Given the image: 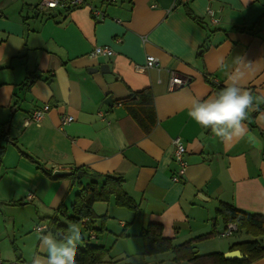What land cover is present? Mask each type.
Instances as JSON below:
<instances>
[{
  "label": "crops",
  "instance_id": "0c3cea01",
  "mask_svg": "<svg viewBox=\"0 0 264 264\" xmlns=\"http://www.w3.org/2000/svg\"><path fill=\"white\" fill-rule=\"evenodd\" d=\"M85 2L42 9L37 0H0V212L7 215L6 206L54 213L61 202L72 205L80 184L54 172L79 169L86 182L92 172L122 176L139 206H119L114 196L95 202L94 211L105 216L89 219L105 231L95 243L111 249L120 241V252L99 264H189L176 262L172 251L145 252L140 233L152 222L175 245L214 230L195 240L198 254H226L255 239L239 229L224 233L216 210L223 201L264 214V0ZM97 45L114 54L91 56ZM148 55L159 65L141 67ZM173 71L186 83L171 88ZM231 80L260 103L248 110L249 134L222 142L188 112L194 99L215 96ZM145 89L155 107L151 131L122 102ZM44 104L49 109L33 121L32 111ZM64 115L74 120L63 124ZM175 137L188 162L179 181ZM250 264H264V256Z\"/></svg>",
  "mask_w": 264,
  "mask_h": 264
},
{
  "label": "trees",
  "instance_id": "16d2710c",
  "mask_svg": "<svg viewBox=\"0 0 264 264\" xmlns=\"http://www.w3.org/2000/svg\"><path fill=\"white\" fill-rule=\"evenodd\" d=\"M135 94L137 95L136 99L130 96L123 99L122 102L130 114L148 131H151L155 116L152 92L149 89H145ZM148 120L151 121L149 122ZM77 171L79 169L70 175L74 181H78L80 184L75 201L70 208L71 215L68 214L69 210L66 204L61 202L51 216L53 219L52 224H50L51 231L59 233L61 229L65 230L64 224L59 222L61 216H66L71 221H83L86 228L90 229L89 238L96 239L97 235L92 230L96 227L90 226L88 223L89 219L100 218L103 222L105 216L98 215L94 211L95 202L108 201L111 196H114L119 206H126L134 210L139 208L135 199L125 190L122 176L92 172L91 179L86 182L84 180L85 176H77ZM45 172L52 177L54 176L51 169H45ZM216 213L222 216L227 226L229 223H234L237 229L256 237L253 240L241 241L232 245L233 249H240L247 256L245 259L228 258L224 252L220 251L198 254L194 246L195 240L215 234L214 230L193 240L175 245L171 238L164 236L163 226L153 222L143 228L140 233L145 240V252L156 254L172 251L176 262L187 261L189 264H250L264 256V240L258 239V237L264 236V214L249 213L223 201L219 203ZM62 234L65 233L62 232ZM107 253L108 249L104 245L96 244L89 240L85 241L83 245L76 246V264H99ZM19 258L21 257L19 256Z\"/></svg>",
  "mask_w": 264,
  "mask_h": 264
},
{
  "label": "clouds",
  "instance_id": "9594fccd",
  "mask_svg": "<svg viewBox=\"0 0 264 264\" xmlns=\"http://www.w3.org/2000/svg\"><path fill=\"white\" fill-rule=\"evenodd\" d=\"M253 100V95L238 85L237 80H231L215 96L194 99L188 115L204 128H210L222 142L233 137H236L238 142L249 134L245 124L248 110L255 111L259 103L264 102V98L256 104ZM249 139L256 138L249 135ZM80 239L81 234L77 225L68 227L62 242L51 235L38 237L45 246L42 252L46 255V264H76V246Z\"/></svg>",
  "mask_w": 264,
  "mask_h": 264
},
{
  "label": "rangeland",
  "instance_id": "374dc122",
  "mask_svg": "<svg viewBox=\"0 0 264 264\" xmlns=\"http://www.w3.org/2000/svg\"><path fill=\"white\" fill-rule=\"evenodd\" d=\"M39 1V0H37ZM104 203V201H103ZM68 210L69 215H71V200L65 203ZM7 215H3L0 212V258L4 260H13L15 259L19 253L22 254V259L32 264H42L39 261L46 259V255L42 252V240H38V237L42 235H54V238H59L61 242L63 241V237H61L62 232L66 233L68 227L70 225H77L80 230L81 239L78 243L81 245L84 244L85 241L96 242V239H90V229L86 228L83 221H71L66 216H61V220L59 223L64 224L65 230L61 229L59 233H55L51 230H46L44 232H39L35 230V226L37 224H46L50 225L53 222L51 218L53 214V210H40L35 211L33 207L31 209H10L9 207L3 206ZM9 216H17L15 222L13 220L8 219ZM108 222H112L116 224L112 219H107ZM102 222V221H101ZM117 223L119 221L117 220ZM14 224L16 225V231L12 234V229ZM99 225V223H96ZM7 227V230H6ZM9 229V230H8ZM94 234L97 235L100 233L101 235H105V231L99 230V228L92 229ZM102 232V233H101ZM84 237H83V236ZM120 243H116L114 247L108 249L107 255L114 256L119 253L117 245ZM111 246L112 244L109 243Z\"/></svg>",
  "mask_w": 264,
  "mask_h": 264
},
{
  "label": "built area",
  "instance_id": "2783aa9c",
  "mask_svg": "<svg viewBox=\"0 0 264 264\" xmlns=\"http://www.w3.org/2000/svg\"><path fill=\"white\" fill-rule=\"evenodd\" d=\"M85 0H39L38 6L42 9L51 8V9H66V8H72L77 7L85 4ZM209 11L213 12L211 9ZM95 14H99L100 10L97 8L94 9ZM217 18H215V21ZM114 54V50L108 46V45H97L91 50L90 55L94 57L98 56H111ZM159 65V58L154 55H148L146 59V63L144 66L145 68H151ZM186 83V80H184L177 72H171V78H170V87L174 88L176 86H180ZM49 109V104H44V106L36 108L32 111L31 119L35 122H39L42 118V116L45 114V112ZM74 120V116L72 115H64L62 116V122L63 124H66L68 122H71ZM1 131V130H0ZM173 146H174V154H175V160L179 164V168L177 172L173 175L174 181H179L183 175L186 173V168L188 165V162L186 160V147L183 141L180 137H175L173 139ZM34 194L30 193L29 197L33 198ZM35 230L39 232H44L49 229V226L46 224H37L34 228ZM237 229L236 224L229 223L227 228L225 229L224 233H232ZM0 264H32L26 261L21 260L20 258H15L13 260H4L0 258Z\"/></svg>",
  "mask_w": 264,
  "mask_h": 264
},
{
  "label": "water",
  "instance_id": "95a60500",
  "mask_svg": "<svg viewBox=\"0 0 264 264\" xmlns=\"http://www.w3.org/2000/svg\"><path fill=\"white\" fill-rule=\"evenodd\" d=\"M108 67V65H106ZM98 69V68H97ZM95 69V70H97ZM100 69L102 70L103 67H100ZM90 71V70H89ZM110 100H113L111 96H108V98L106 99V102L109 103ZM7 140H10V137H6ZM72 171L71 170H57L54 172V174L56 176H65V175H69L71 174ZM78 177H81V174L78 173L77 175ZM64 236V234H62V237ZM19 255H21V253H19ZM226 257L228 258H238V259H245L247 256L242 254V252L239 250V249H234V250H231L229 252H227L226 254Z\"/></svg>",
  "mask_w": 264,
  "mask_h": 264
}]
</instances>
